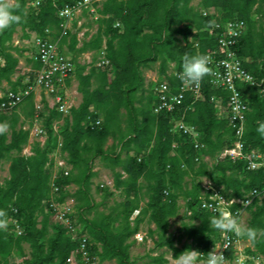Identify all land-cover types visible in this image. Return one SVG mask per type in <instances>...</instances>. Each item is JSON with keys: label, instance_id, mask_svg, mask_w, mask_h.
Masks as SVG:
<instances>
[{"label": "trees", "instance_id": "1", "mask_svg": "<svg viewBox=\"0 0 264 264\" xmlns=\"http://www.w3.org/2000/svg\"><path fill=\"white\" fill-rule=\"evenodd\" d=\"M36 1L17 0L12 7L21 17L20 22L0 32V83L8 82L14 92L27 86L21 83L22 77L12 82L20 71L23 55L13 44L17 29L27 34L25 41L32 34L46 38L49 30L54 41L60 40L61 51L64 46L68 48L64 52L76 65L82 102L65 117L56 109L42 116L46 142H36L31 156L23 155L30 139V130H24V123L27 120L30 127L33 125L34 96L19 107L24 108L22 115L19 108L0 113V122L9 125L7 132L0 135V165L7 159L11 161L10 178L0 183V209L6 210L9 217L8 227L0 230V264H15L11 259L15 253L25 256V244L30 246L31 253L24 264H69L79 242L72 240L66 227L55 222L51 207L53 202L64 204L68 198L77 201L79 234L88 236V251L99 259V264H131L133 242L129 241L140 232L146 219L155 227L150 232L156 237L154 252L167 248L173 260L189 249L206 256L220 241L221 233L210 230L207 220L213 214L201 208L204 178L230 198L244 199L253 190L259 191V198L246 212L251 216L248 227L261 234L251 241L257 252L249 247L247 253L264 259V167L251 171L246 160H219L221 152L231 148L236 137L229 123L219 119V108L211 102V97L218 93L204 83L202 100L189 106L184 118L200 134L199 141L205 148L199 152L189 136L173 131L182 112H154L157 98L144 75V69L157 63L161 78L168 77L173 64L180 72L184 55H208L217 49V38L213 36L216 23L243 21L245 30L235 51L260 85L240 86L249 107L245 150L264 155V138L256 133L258 122H264V0H200L198 8L193 6L195 0H107L101 6L95 5L101 17L98 31L89 40L84 39L79 48L80 29L75 25L62 37L59 11L81 0H41L39 6H32ZM103 50L108 66L98 65ZM88 52L96 54L92 63L81 64L78 57ZM28 62L33 70L41 68L33 59ZM28 74L33 81L35 73ZM170 80L176 85L174 79ZM22 117L25 122L21 123ZM99 119L100 127L91 126ZM60 120L64 123L56 133L54 125ZM60 137L61 154L71 171L69 175L59 171L53 181L51 156ZM110 139L115 143L106 149ZM97 159L111 169L114 189L125 196L109 213L99 211L101 204L96 203L92 193ZM53 184L59 188L58 194L54 193ZM72 186H76L75 192H71ZM144 189L148 202L142 208ZM101 191L106 199L115 195L109 189ZM180 199L185 200L181 225L170 232L171 219L177 218L181 210ZM137 211L138 216L133 218ZM92 212L95 215L90 218ZM12 220H17L21 235L14 236L17 228ZM228 256L234 258L233 249ZM148 257L149 264L171 262L162 253Z\"/></svg>", "mask_w": 264, "mask_h": 264}, {"label": "built area", "instance_id": "2", "mask_svg": "<svg viewBox=\"0 0 264 264\" xmlns=\"http://www.w3.org/2000/svg\"><path fill=\"white\" fill-rule=\"evenodd\" d=\"M56 2L57 0H52ZM103 0H81L74 5H66L59 11V17L62 19L61 29L62 37L67 36L68 32L77 26L80 29L78 40L81 42L85 39L88 30L85 28L87 17L99 15L96 11V4L102 5ZM41 0L32 3V6H39ZM204 16H207L204 13ZM100 17V16H99ZM245 30V23L241 20H232L226 23H216L214 26L213 36L217 38L218 47L208 56L212 60L211 74L206 76L200 83L187 85L178 79V71L173 64L168 71V77L150 78L148 84H151V91L157 98L154 112L156 114H178L182 112L180 118L175 120L174 132L182 133L189 136L194 142L195 149L199 152L205 148L200 143L199 132L193 127L186 124L184 118L186 112L192 105L202 100L204 83L218 93L211 97V102L219 108V119L225 120L235 131L236 141L231 148L223 150L219 156V160L248 162V170H259L264 167V155L257 151L246 152V141L244 139L246 116L249 107L240 91V86H260L243 65V60L238 56L235 47L239 38ZM46 38L37 35L33 38L34 57L33 60L41 64L38 70L31 69L30 72L35 73L33 81H28L24 89L18 92L9 91L0 96V113L12 112L19 108L31 95L38 98L35 102V118L32 127L26 125L24 130H30V135L36 138L37 142L45 144L47 132L43 127V117L48 116L53 109L58 110L63 116H67L74 104L67 100L68 82L75 76L76 65L70 55L60 49V40L54 41L51 38V31L47 30ZM88 65L93 60L88 58ZM99 66H108L109 61L105 59V50L101 51L98 57ZM170 79H174L176 85ZM102 120L99 119L95 123H91L93 127H100ZM60 125L55 123L54 130L59 132ZM36 141L32 144L34 145ZM62 139L57 150L51 156L54 160L53 165V181L56 179L59 171H63L65 175H69L71 166L68 164L65 156L61 154ZM33 147V146H32ZM32 149H24L23 155L31 156ZM203 160L209 161V157H203ZM197 161H200L197 159ZM204 191L201 195V208L205 211L216 214L218 207H226L233 215H238L242 221L243 215L247 208L259 198L258 190L248 193L244 199L230 198L226 194L217 189L214 184L207 179H203ZM55 194L59 193V188L53 184ZM235 206H237L235 208ZM51 207L55 212V222L62 224L69 231V235L73 241L79 242V247L74 250L70 258L69 264H99V259L90 255L88 251L89 238L86 235H80V226L77 224L76 211L66 208V202L59 204L53 202ZM137 213V212H136ZM13 225L19 229L17 220H12ZM21 235V232L19 233ZM138 242L148 240L147 236L141 233L135 235ZM241 239L232 233L222 235L220 241L216 244L220 249L224 250L226 264H263V257L260 255L250 256L247 248H240ZM249 248V247H248ZM234 250V258L228 256V252Z\"/></svg>", "mask_w": 264, "mask_h": 264}, {"label": "rangeland", "instance_id": "3", "mask_svg": "<svg viewBox=\"0 0 264 264\" xmlns=\"http://www.w3.org/2000/svg\"><path fill=\"white\" fill-rule=\"evenodd\" d=\"M17 0H5V2H7L9 5H14L16 3ZM107 0H103L102 2L104 3ZM101 3V4H103ZM200 4V0H195L193 2V6L194 8H198ZM101 6V5H99ZM99 15L95 16V18L93 17H87L86 22L88 23V27H90L93 31L94 34H96V32L98 31L99 28ZM27 34H25L21 28H18L15 35H14V40H13V44L15 47L19 48L20 50L23 51V55L20 57V64H19V73L15 74L12 77V82L15 83L17 82V80L22 77L24 78L22 80V84L26 85L29 81V72L32 69L31 64L28 62L30 59H33L34 57V48L32 45V42H27L25 41ZM194 38H191V41H193ZM66 51H68V48H66ZM94 55H96L95 53H91V54H86V55H81L80 57H78V61L81 64H84L85 62L87 63V58H90L91 60L94 59ZM99 57V56H98ZM88 64V63H87ZM159 65L160 63L157 64H152L150 65V67L148 69H144V75L145 78L147 80V83L150 81V78L152 77H156V75H158L159 72ZM172 67V65H171ZM74 85H77V81L74 82ZM12 90V85H10L8 82L3 81L2 83H0V96L6 94L7 92ZM23 109L24 108H19L18 112H20V114L22 115L23 113ZM24 118V117H23ZM21 119V123L24 121L25 119ZM27 120L24 123V125L26 126ZM114 140L110 139L106 145V149L108 148H112L114 145ZM27 149V147L25 148ZM149 152H151V150H149ZM12 156H15V154H12ZM10 165H11V161L9 159L2 161L1 165H0V183L3 184L5 182L6 179L10 178V173H9V169H10ZM212 165V161L210 163V166ZM95 172L97 173L96 178H94L93 181V188H92V193L94 196V199L96 201V203L101 204L99 211L100 212H105V213H109L110 208L113 207L115 205V203H119L125 200V196L120 192H116V195L106 199L105 193L101 190H105V189H109L110 191L113 192L114 189V175L113 172L111 171V169H108L105 167L104 162H102L100 159H97L95 161ZM117 171H120V169H117ZM204 180L207 181V178H204ZM144 186V184H143ZM76 190V186H72L71 187V192H75ZM146 189L143 190L142 194H141V198H142V202H141V207H145L148 199L146 197ZM77 204V201L75 200V198H68L66 200V208H70L72 210H74L75 205ZM179 204H180V213L179 216L177 218H173L171 219V229L170 232H174L177 228L180 227V217L183 215L184 210H185V200L184 199H180L179 200ZM95 212V211H94ZM92 212V214L89 215L90 218H92L95 213ZM139 212L137 211V213H135V215L133 216V218H135L136 216H138ZM251 219L250 213L245 212L242 218V223L248 227V221ZM39 220H42V217L39 218ZM196 225L199 224L198 221L194 222ZM154 225H152L151 223H149L148 219H146L144 221V223L141 224L140 227V232L141 234H143L144 236H147L148 240L141 243L138 242L134 238L130 239L129 242H133L132 243V247L130 249V255H131V264H149L150 259H149V255L151 256H157L159 254H164L166 258H168L171 262L169 264H175V260L172 259V252L165 248L159 251L154 252L155 249V240L156 237H152L150 232L152 230H154ZM21 232L20 228L16 229L14 231V236H18L19 233ZM261 232H258V235H260ZM135 240V241H134ZM185 243V242H184ZM184 243L182 245H180V247H182L184 245ZM250 247L251 250H253V252H257L256 249L254 248L252 242L250 240H241V244H240V248L244 249V248H248ZM24 253L25 256L15 253L14 256L12 257V261L15 262V264H24V259L25 258H30V253H31V248L29 245L25 244L24 245ZM103 264H118L116 261H110V262H106Z\"/></svg>", "mask_w": 264, "mask_h": 264}, {"label": "clouds", "instance_id": "4", "mask_svg": "<svg viewBox=\"0 0 264 264\" xmlns=\"http://www.w3.org/2000/svg\"><path fill=\"white\" fill-rule=\"evenodd\" d=\"M21 17L16 10L5 0H0V32L9 29L13 24L19 23ZM212 60L206 53L184 55L178 79L187 85L198 84L206 76L211 74ZM9 125L0 122V135L7 132ZM256 133L264 138V122H258ZM210 230L220 232L222 235L232 233L238 238H246L255 241L259 230L253 227H246L238 215H233L226 207H218L216 214L209 217ZM9 225V217L6 210L0 209V230ZM175 264H226L224 250L216 244L206 256L196 250H186L175 257Z\"/></svg>", "mask_w": 264, "mask_h": 264}, {"label": "crops", "instance_id": "5", "mask_svg": "<svg viewBox=\"0 0 264 264\" xmlns=\"http://www.w3.org/2000/svg\"><path fill=\"white\" fill-rule=\"evenodd\" d=\"M85 28L88 30V32H87V34H86V36H85V39L86 40H89L93 35H94V33H93V31H92V29L90 28V27H88V23H86L85 24ZM34 36H35V34H32L31 36H30V38L28 39V41L27 42H33V38H34ZM82 44H83V40L79 43V45H78V48L79 47H81L82 46ZM91 53H93V52H88V53H84V55H86V54H91ZM88 59V58H87ZM84 64H87L86 62L84 63ZM88 69H89V67H88ZM75 81H77V85H74V82ZM78 87H79V82H78V80H77V78H76V75L73 77V79L70 81V82H68V87H67V90H65V94H67V100H69V102H71V103H73L74 104V108H77V107H79L80 106V104H81V102H82V94L79 92V89H78ZM37 99L38 98H34V104H35V102L37 101ZM25 103V102H24ZM23 105V104H22ZM23 118V117H22ZM23 119H25V118H23ZM64 120H60V121H58V122H56V123H59V125L61 126L64 122H63ZM26 125H30V122L29 121H27V123H26ZM37 142V140H36V138H34L33 136H31L30 135V139H29V143H28V145H27V149H32V144L34 143V142ZM95 171V170H94ZM96 178V177H95ZM93 181H94V179H93ZM93 188V187H92ZM113 192H114V194L116 195V192H120V191H116V190H113ZM114 195V196H115Z\"/></svg>", "mask_w": 264, "mask_h": 264}]
</instances>
